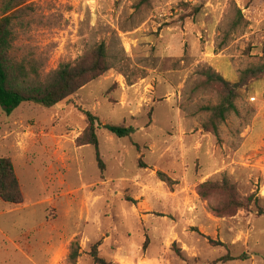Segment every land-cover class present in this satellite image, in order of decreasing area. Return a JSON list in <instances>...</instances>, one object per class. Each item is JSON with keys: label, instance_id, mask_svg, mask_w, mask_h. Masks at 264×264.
Listing matches in <instances>:
<instances>
[{"label": "rangeland", "instance_id": "374dc122", "mask_svg": "<svg viewBox=\"0 0 264 264\" xmlns=\"http://www.w3.org/2000/svg\"><path fill=\"white\" fill-rule=\"evenodd\" d=\"M17 8L29 24H16V44L42 56L45 71L99 42L114 67L52 107L21 103L6 115L0 105V156L12 160L23 194L17 205L0 200V264H71L72 241L73 264H94L98 240L113 264H264V73L243 74L264 65V0H24ZM208 69L245 81L216 133L203 128L205 107L221 93L205 82ZM82 110L101 124L103 169L91 145L76 144ZM103 124L134 131L119 138ZM223 179L252 200L218 217L210 206L223 194L203 199L197 189Z\"/></svg>", "mask_w": 264, "mask_h": 264}, {"label": "trees", "instance_id": "16d2710c", "mask_svg": "<svg viewBox=\"0 0 264 264\" xmlns=\"http://www.w3.org/2000/svg\"><path fill=\"white\" fill-rule=\"evenodd\" d=\"M24 0H3L0 5V105L6 115H9L21 103H32L42 107H52L73 95L87 82L102 75L113 68L103 42L88 46L85 53L73 62H62L55 69L45 71V59L32 50L22 51L16 44L17 36L15 26L18 23L21 31L28 26V21L22 19L26 14L23 8H17ZM148 0H141V4ZM195 8L194 14L198 11ZM264 73V65L259 69L243 71L245 76L255 77ZM205 82L221 86L220 100L216 105L205 107L209 117L204 123L206 131L216 133L219 123L231 113L236 112L234 100L237 88L245 84L244 80L230 83L221 75L208 69L204 73ZM245 78V77H244ZM243 78V79H244ZM86 126L76 138L77 145H91L94 148L95 158L99 169L104 165L98 149L97 130L101 124L97 117L88 110H82ZM108 132L116 137H126L134 129L128 126L115 124L102 125ZM164 182L170 183L171 179L164 173H157ZM198 194L203 199H209L214 193L221 192L224 200L215 206H210L211 211L218 217L231 215L236 210L246 209L252 200V195L245 199L239 197L233 186L223 179L221 183L204 182L198 186ZM0 200L17 205L22 203L23 194L15 174L12 160L7 156H0ZM101 240L91 245L89 255L94 264H113L99 256ZM79 256L76 241L69 245L68 261L73 264ZM234 259L230 255L220 258L223 262Z\"/></svg>", "mask_w": 264, "mask_h": 264}]
</instances>
